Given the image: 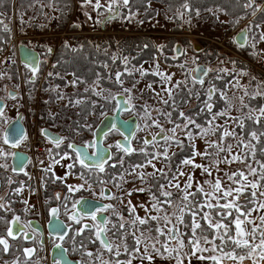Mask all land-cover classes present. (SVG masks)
Wrapping results in <instances>:
<instances>
[{"label":"rangeland","instance_id":"1","mask_svg":"<svg viewBox=\"0 0 264 264\" xmlns=\"http://www.w3.org/2000/svg\"><path fill=\"white\" fill-rule=\"evenodd\" d=\"M113 1L116 0H75L73 2L75 14L72 13L70 24L77 25L79 31L87 38L95 36L101 54L106 55L113 62L121 61V67L113 72L115 79L113 88L103 89L97 84H92L89 88L97 98L110 101L109 104L114 103L115 97L119 95L126 99L132 108V115L139 123V143L143 142L141 138L145 136L154 138L161 133L165 134L166 138L161 143H153L151 147L146 148L147 151L141 149V146L136 147L134 150L136 156H150L146 165L133 166L134 161L127 158L121 160L117 164L125 172L114 176L117 177L114 179L115 182L106 184L108 191L115 198L114 201L111 200L114 203L111 210V215L114 217V220H111V227L113 222L119 223V228L129 229L128 237L132 236L137 241V250L129 257L130 262L126 264L132 263V260L134 264H141L136 261L144 263L145 260L142 258L147 260L157 258L161 264L163 262L165 264H211L212 261H216L217 264L221 261L224 264L246 260L251 261L252 264H258L259 261L264 260V186L261 185V179H264L262 170L264 162L255 158L256 135L251 134L248 139H245L242 132L238 130H240L242 114H244L242 116H254L252 110L247 109V102L264 101V21L259 13L264 4L259 3L260 6L251 10L247 0L242 2L234 0L229 3L228 10L225 12L227 14L211 6L205 11L195 13L194 16H188L186 4H183L182 6L185 7L182 8H171L159 2L154 4V1L146 5L144 12L131 10L129 6L124 5L119 6L121 18L107 23L106 33H102L100 30L102 12L109 9ZM257 11L259 16L255 22H258V25L255 30H252L250 37V47L253 48V52L240 54L233 49L231 43L226 46L225 39L240 29L242 24ZM241 14L244 16H240ZM148 16L151 17L147 18ZM63 31L66 32L52 39L35 40V43L22 42L21 39L16 42L25 43L27 47L33 49H38V44L46 42L47 50L55 51L62 42L73 45L72 39L65 35L71 32L70 28ZM132 37H145L152 43L155 50L153 63L132 65L129 56L122 54L119 44ZM13 38L7 42L8 45L4 44L0 54L9 50L12 58L16 59ZM195 46L202 47V51L196 52ZM225 53H230L231 59ZM53 55L49 53L42 55L40 68L44 65V69L40 77L32 74L27 68H22V77H19L17 72L11 74L10 70L0 77V100L5 102V108L0 114V201L3 200L1 208L5 214L8 213L9 208L6 202L12 203L13 200L11 195L13 189L21 190L18 187L22 186L20 181H23L21 178L14 177L12 173V176H9L10 151L2 146L3 133L10 121L27 110L31 119L38 118V124L34 126V123L30 121H24V124H29L31 128L36 127V129L52 127L59 135L63 134L62 137L68 136L69 139L66 137L68 142L85 144L92 138V133L99 122L107 114L114 112V108L102 113L94 112L83 124L82 131H73L69 122L72 121L80 102L72 101V105H68V99L75 96L70 74L64 75L58 72L55 75L56 78L65 81L63 86H56L54 79L48 78L53 76ZM164 55L175 63H167ZM233 58L248 62V68L254 65V68L261 71L254 73V68L251 71L247 68L237 69L238 64L236 61L234 64ZM201 64L208 67L209 74L204 78L203 83L196 84L191 81L190 72L195 66ZM148 75H150V81L146 78ZM31 77H34V82H30ZM28 84H31L32 88ZM217 85L224 88L219 89ZM179 88L195 92L191 104L179 114L183 120L182 123L172 119L170 111H165L163 108ZM209 90L213 92L212 101L200 106L196 114L194 110H197V105L200 104L198 101L200 93L205 94ZM9 91L16 92L14 98L8 96ZM56 93L60 95L53 97L52 94ZM105 103H102L103 107ZM208 107L211 110L210 113H208ZM61 108L66 110L64 113L69 118L63 122L56 120L54 124L47 123V120H52L60 114ZM207 113L206 121L200 122V114ZM185 140L187 145L192 147L193 156L178 163L174 177L161 187L159 193L163 198L176 196L174 201H161L164 202L163 205L149 195L150 178L169 171L168 163L172 155L182 149ZM105 145L107 147L115 145V140H107ZM150 153L152 155H149ZM38 159H40V167L47 169V165H50L49 155L40 156ZM66 160L68 161V158ZM127 168L132 170L127 172ZM53 169L55 173L58 172L57 177H64L60 172H65L59 165H54ZM170 173L173 172L170 171ZM38 175L40 177V173ZM68 178L67 176L66 179ZM32 184L35 185L34 182ZM78 184L79 182H74L73 189L77 188ZM197 190L203 193L206 206H221L224 208L225 215L231 208L238 205L240 193L250 192L254 195L256 207L244 220L235 221L237 229L232 239L233 248L253 244L254 249L250 251L249 257L237 258L232 251L227 254L220 253L214 242L197 236L194 237V244L189 251L188 242L192 240L186 242L181 231L182 215L188 196ZM35 191L36 189L33 188L31 198L38 200ZM21 193L24 192H19ZM17 199L21 202L19 198ZM220 199H225L226 203L222 205ZM126 211L127 214H125ZM41 215L40 210L39 216ZM205 219L214 229L215 238L222 239V235L226 233L225 225L210 214H205ZM151 221L157 226L158 232L166 237L163 244H160L147 228H141ZM197 223L198 218L195 216L193 228L197 227ZM171 228L175 233L174 239L171 238ZM127 235L121 238L126 240ZM123 240L113 242L115 255L123 254L126 249ZM101 254L106 255L105 252ZM119 264H125V262Z\"/></svg>","mask_w":264,"mask_h":264},{"label":"flooded vegetation","instance_id":"2","mask_svg":"<svg viewBox=\"0 0 264 264\" xmlns=\"http://www.w3.org/2000/svg\"><path fill=\"white\" fill-rule=\"evenodd\" d=\"M24 1L25 0H10V3H8L7 0H0V22L5 23L6 29L9 31L13 21L15 24H17L18 15H22V22L27 21L32 24H39V27H43L44 23L51 19H57L56 13L51 7L52 0H31L29 1L30 6L28 9L22 6V2ZM74 1L75 0H72V3ZM233 1L234 0H219L215 5L211 6H214L216 9H220L223 5L228 6L229 3ZM242 1L244 0H239V2ZM247 1L250 3L251 10L257 6H260L259 0ZM129 2L130 0L113 1L110 8L102 12L100 28L102 22L106 19H108V21L105 22V26L107 23L118 20V18L120 19L121 11L119 10V6L123 7ZM168 2L169 4L175 5L178 0H168ZM185 2L188 4L190 3L191 5L192 0H186ZM151 3H154V1L148 0L146 5ZM10 4L12 11L9 14L7 10ZM154 4L157 3L155 2ZM228 7L220 11L224 14H227L225 12L227 11ZM250 9L248 8V10ZM258 12L259 11L252 14L250 18L242 24L240 29L233 32L228 36V38L225 39L226 46H229V43H231L233 49L238 51L240 54H242V52H253V48L250 47V37L252 30H255L256 26L258 25V22H255V19L259 16ZM74 14L75 10L73 11V15ZM64 16H67L66 11ZM240 16H244V14H241ZM114 17L115 19L112 20ZM260 18L262 19L261 16ZM71 20L72 19H70L66 29L69 28ZM75 34L83 35L84 33ZM66 35L71 37L74 36V33H67ZM240 43L243 45H238ZM225 44L224 48H226ZM196 47L198 49L197 52L202 51V47L200 46H195L194 50ZM176 48L178 52H180L179 47L177 46ZM225 54L229 59H231L232 56H229L230 53ZM233 60L234 64L235 61L238 64L237 69L245 70L247 68L248 71H251V69L254 68V65H250L248 68V62L242 60L239 61L235 58H233ZM254 69V73L261 71L258 68ZM257 75L259 76V74ZM201 83H203V81ZM223 88L224 87L222 86V89ZM8 93L16 95V92L14 91H9ZM15 95L12 98H14ZM208 96L209 98L213 99L212 90H209ZM128 106L130 107V111L123 112L121 114V118L123 120H128L134 117L132 115L131 106L129 104ZM246 106L248 107L247 109L252 110L254 116H242L244 115L242 114L240 116L241 126H239L240 130H238V132H243L248 119H252L253 122L257 124H264V101H248ZM116 107L117 106L115 104L114 112ZM208 111H210L209 107ZM114 112L111 113V115H113ZM47 129L52 133L57 132L52 127ZM138 131L139 123L137 120V128L133 138L131 139V153H127L117 144L119 140L123 139L119 132L112 131L104 136L103 145L105 147H107L105 145L107 140H115V145L107 147L111 151V161L106 165L112 164L114 166H119L117 162L119 163L121 160H125L126 158L131 160L129 155H135V157H139L136 156V153L134 152L136 147L141 146V149L143 148L147 151L148 147H151L153 143H161L162 140L166 139L165 134L161 133L156 135L154 138L145 136L141 138L143 142L139 143ZM56 134L59 135L58 133ZM61 135H59L61 139L58 143H53L49 140H46L45 144V155H49V158H52V161L50 165H47V169L42 167L39 169L40 177L38 178L37 184L41 199V217L36 215H28L26 213L24 206L17 199L19 198V200L22 201L20 196L16 194V189H13L11 193L13 198L12 203L6 202V196L4 198V201L9 205L7 214H5L1 208L3 206V200L0 201V264H44L42 263L44 262L42 259L49 254V251L51 255V250L55 246H59L61 249H63L66 253V256L71 261L77 262V264H101L102 262L107 261V259L111 262L113 261V258L118 255H115V251L113 250V242L118 240L116 230L120 227V225L117 222H113V227L110 225L111 220H114V217L111 215V210L114 207V203L111 202V200L114 201L115 198L112 193L110 194L108 191V186H106L107 183L115 182L114 179L117 177H113L109 181L106 179H101L99 171L104 169L106 165L102 169H88L79 162L77 155L70 149V145L72 144L85 146L88 148L89 153L94 155V147L89 146L91 143L94 145L93 133L90 141L85 142V144L68 142L66 137L68 139L69 137H62ZM50 148H52L51 151L49 150ZM67 158L68 161L66 160ZM54 165H59L61 167L65 173H60H62L64 177L60 178L56 176L58 172L55 173L53 171ZM19 176L21 177V180H23L21 182L24 184L23 188L26 190V188L29 186L30 174L27 172ZM67 176L69 177V180L66 179ZM74 182H79L77 188L75 189H73L75 187ZM102 188L103 190H101ZM80 201H90L96 203V208L91 215H84L80 210H76V206ZM100 205H104V207L100 208ZM93 207L95 206L93 205ZM123 209H125V207H123ZM52 216L62 223L61 227L65 228L64 233L61 229H53V233H50L48 225L51 222ZM101 216L105 217V222L103 225L101 223ZM260 223L262 225L263 222L261 221ZM102 229L104 237L108 242L107 248L102 246L99 237ZM46 247H48V253L45 252ZM42 251L44 252L43 257L41 256ZM101 252H105L106 255H102ZM128 261H119L118 264L120 262Z\"/></svg>","mask_w":264,"mask_h":264},{"label":"trees","instance_id":"3","mask_svg":"<svg viewBox=\"0 0 264 264\" xmlns=\"http://www.w3.org/2000/svg\"><path fill=\"white\" fill-rule=\"evenodd\" d=\"M31 0H25L22 2V6L25 8H29ZM148 0H130V2L126 5L129 6L131 10H146V2ZM155 2H159L160 4L165 5L166 7H185L182 6L186 4L187 11L189 13L188 16H194L197 12L205 11L211 5H215L219 0H192V3H186V0H178V2L174 4H169L168 0H152ZM10 3V0H7ZM259 3L264 4V0H259ZM229 6V5H228ZM228 6H222L220 10L226 9ZM51 7L53 11L56 13V18L58 21V28H65L69 19L74 11L72 0H52ZM228 10V9H227ZM12 11L11 4L8 6L7 12L10 14ZM65 11L67 12V16H64ZM28 12V11H27ZM260 15L262 20L264 21V5L260 11ZM152 16V15H151ZM148 16L147 18H150ZM22 15H18L17 23L20 26V31L27 27L26 24L22 23ZM36 28V27H35ZM69 28L71 32L79 33V27L74 24H70ZM11 38V31L6 29V24L0 22V49L6 44ZM73 45L70 46L67 42H62L58 48L54 51L53 55V69L52 75L48 77L49 79H54L56 86L65 85V81L56 78V74L58 72L67 75L70 74L72 76L73 89L75 92V96L71 99H68V105H72V101L80 102L77 106V109L73 115L72 121L69 122L71 128L74 131H81L83 124L88 120L92 113H102L104 111H109L114 108V103L109 104L110 101H102L100 98L95 96V93L89 88L92 84H97L103 89L113 88L114 84V75L113 72H116L121 67V61L113 62L106 55H103L98 50V45L96 44V37H85V35H74L71 36ZM129 40H124L119 44V47L122 49L123 55H128L132 65H142L144 63H153L155 50L153 48L152 43L145 37H132L128 38ZM43 48V49H42ZM48 49V45L44 43L39 49L42 55L48 54L50 50ZM164 51V49H163ZM165 52V51H164ZM133 57V58H132ZM165 61L167 63H175L167 58V55H164ZM180 63V61L178 62ZM44 65L39 68L36 73L38 76L43 71ZM11 74H16L17 65L13 63L11 68L9 69ZM35 74V75H36ZM40 77V76H39ZM148 81H150V75L146 76ZM192 81V80H191ZM30 87L31 84H28ZM219 89H222V86L217 85ZM32 88V87H31ZM29 88V89H31ZM73 92V94H74ZM200 97L198 101L200 104L197 105V110H194L197 114L200 106H204L209 101H212L209 98L208 93H200ZM59 96L60 94H52V96ZM208 96V98H207ZM195 97V92H191L186 88H179L176 93L171 97V99L165 103L163 106L165 111H170V117L176 120L178 123H182L183 120L179 117V114L182 110L186 109ZM79 100V101H76ZM105 103V106H102V103ZM99 107V108H98ZM208 110V108H207ZM66 110L61 108L60 114L56 115L54 119L47 120V123H55L56 120L58 122H63L67 120L69 117L64 113ZM193 112V111H192ZM208 111V113H210ZM194 113V112H193ZM208 113L206 115L200 114V122H205ZM202 123V124H203ZM251 134L256 135L257 137V149L255 152V158L258 160H262L264 162V124H257L253 122L252 119H248L246 121L245 129L242 132V135L245 139H248ZM149 155H152L150 153ZM193 156V149L191 146L187 145L186 140L183 143L182 149L175 152L171 160L169 161V171L165 174H160L158 176H152L150 178V190L149 195L157 201H160L161 204L164 202L161 201H174L176 199L175 195H172L168 198H163L159 191L161 187L167 184L173 177L174 172L176 171V165L178 163H182V161L186 158H191ZM150 157V156H149ZM148 156L137 157L135 155H129V158L134 161V165L143 166L149 160ZM133 165V166H134ZM132 168H127L126 171L130 172ZM264 171V168L262 169ZM170 171L173 173L171 174ZM125 172L122 167L114 166L112 164L106 165V167L99 171L101 179H106L109 181L116 175ZM261 185L264 186V179H261ZM220 203L223 205L226 203L225 199H220ZM164 205V204H163ZM256 207V201L254 195L250 192H242L238 196V205L229 210L227 215L224 214V208L221 206H213L208 207L205 205V199L203 193L201 191H195L191 193L185 204H184V213L182 215V225L181 231L183 232L184 238L186 242L188 240H192L188 242V249L191 251L192 245L194 244V237L197 236L200 239H205L210 242H214L216 245V249L218 252L227 254L229 252H233L234 256L237 258H245L249 257L250 251L254 249L253 244H244L238 246L237 248H233L232 239L236 233L235 221L237 219L244 220ZM127 214V211L125 212ZM205 214H210L214 219L221 221L225 225L226 233L222 235V239L215 238V231L208 225V222L205 219ZM198 218L197 227L193 228L194 225V217ZM126 227V226H125ZM141 228L150 231V233L157 238V241L160 244H163L166 241V237L160 234L157 230V226L152 223V221L148 225H143ZM127 228L119 229L117 228L116 234L117 239L122 241L121 238L123 235L128 234ZM264 238V235H263ZM123 240L126 245V249L123 254H118L113 258V261L107 259V261L102 262L101 264H118L119 261H128L129 257L137 250V241L132 236L127 235ZM153 252H156L153 250ZM146 260L147 258H142ZM211 264H217L216 261H212Z\"/></svg>","mask_w":264,"mask_h":264},{"label":"water","instance_id":"4","mask_svg":"<svg viewBox=\"0 0 264 264\" xmlns=\"http://www.w3.org/2000/svg\"><path fill=\"white\" fill-rule=\"evenodd\" d=\"M112 18V20H114ZM108 19L104 20L101 24V31H105V22ZM242 46L243 44H238ZM195 51L197 52L198 49L196 47ZM18 56L19 61L22 66L28 68L32 73H36L39 69V62H40V55L37 51L28 48L25 45H20L18 48ZM208 74V68L206 65H197L195 66L190 72V78L195 83H201L203 79ZM34 77L30 78V82H34ZM15 94H9V97H13ZM115 104H116V111L113 115L105 116L99 124L96 126L93 132L94 138V145L91 143L89 146H93L95 150V154L91 155L88 151V148L85 146H79L72 144L70 145V149L77 155L79 162L88 169H102L105 167L107 163L111 161V151L107 147L103 145L104 136L109 134L112 131H117L123 137V139L118 141V145L127 153H131V139L134 136V133L137 128V120L136 118H130L128 120H123L121 118V114L123 112L130 111V107L125 102V98L123 96H116L115 97ZM5 108V102L0 100V114ZM22 115L18 114L16 119L9 123L3 133V142L9 146L14 147L22 140L25 134L24 126L21 122ZM41 135L46 140H49L53 143H58L61 139L59 135L56 133H52L50 130L44 128L41 130ZM158 141V140H157ZM28 163V156L25 154L19 153L14 151L11 159L10 165L11 170L14 174H21L23 172L24 167ZM92 204V205H91ZM93 205L95 207H93ZM104 205H100V208H103ZM96 208V203L90 201H80L77 206L76 210H80L84 215H91ZM102 225L105 222V217L101 216ZM62 223L56 220L53 216L51 219L50 224L48 225V229L50 233H53V229L59 230L61 229L64 233L65 228L61 227ZM104 229V228H103ZM103 229L99 234L102 246L104 248L108 247V242L103 234ZM171 238H175L174 230L171 228ZM59 264H77V262L71 261L67 256L63 249L59 246H55L51 250L50 255V263L57 262Z\"/></svg>","mask_w":264,"mask_h":264},{"label":"built area","instance_id":"5","mask_svg":"<svg viewBox=\"0 0 264 264\" xmlns=\"http://www.w3.org/2000/svg\"><path fill=\"white\" fill-rule=\"evenodd\" d=\"M56 27V23L54 21H51L48 23V27L47 29H44V31L40 34H37L35 30L28 28L26 30V36L20 38L17 37L16 35V31H15V22H12V31H13V39L15 41V55L18 61V55H17V50H18V42H16L18 39H25V40H29L32 43H35V40H41L43 38H52V37H57L59 35H61V33H65L60 32V33H53V29ZM66 35V34H65ZM8 45V44H7ZM39 45V44H38ZM12 49V48H11ZM13 58L9 52V50H5L2 52V54H0V77L3 76L7 70L10 68L11 64H12ZM18 67L20 69V64L18 63ZM25 115V121L28 122H32L34 123V126L38 124V118L37 117H33V119L30 118L29 113L27 112V110H25L24 112ZM25 128H26V138L23 141V143L20 146H17L15 149L13 150H18L19 152H22L24 154H26L30 160H31V164L29 166V170H30V184H32L33 182L35 183V185H37V175H38V169H39V165L37 162V156L38 154L43 152V149L45 147V140L41 137L38 127L36 129V127L31 128L29 124H25ZM30 134H32L33 138H30ZM40 138V139H38ZM12 150V149H11ZM31 190L29 189L26 194H28V196H30V193L33 191V186H30ZM33 209L36 208H31L28 210V213L30 215H33L35 213H37V211H34ZM43 253V252H42ZM44 254H41V256H43Z\"/></svg>","mask_w":264,"mask_h":264},{"label":"bare ground","instance_id":"6","mask_svg":"<svg viewBox=\"0 0 264 264\" xmlns=\"http://www.w3.org/2000/svg\"><path fill=\"white\" fill-rule=\"evenodd\" d=\"M17 74H18V76L19 77H21L22 76V72H21V70L18 68V70H17ZM67 79V78H66ZM8 96H9V93H8ZM11 98V97H10ZM116 111V110H115ZM115 113V112H114ZM19 114H21L22 115V119H21V122H23V121H25L24 119H25V115H24V113H19ZM111 115V114H110ZM17 117V116H16ZM16 119V118H15ZM14 119V120H15ZM14 120H12V121H14ZM12 121H10L9 123H11ZM25 138H26V133L24 134V137L22 138V140L17 144V146H20L22 143H23V141L25 140ZM30 138L32 139L33 138V136H32V134H30ZM38 139H40V138H38ZM2 146L4 147V149L5 150H7L8 149V147L9 146H7L4 142H3V137H2ZM11 169V165H10V168H9V176H16V177H18V178H21L19 175H22L23 173L25 174V173H30V170H29V167H27V168H25V169H23V172L21 173V174H13V172H12V170H10ZM4 173H6V172H4ZM11 173H12V175H11ZM38 173H40V170L38 169ZM39 178V175H37V179ZM21 184H22V186L21 187H24V184L22 183V182H20ZM33 186V188H35L36 189V191H35V193H36V196H37V198H38V200H36L35 202H34V205H33V207L34 208H36V209H33L34 211H38L39 209L41 210V199H40V194H39V187H37V186H35V185H32ZM20 187V186H19ZM32 188V189H33ZM26 189H30L31 190V187L30 186H28ZM21 203H22V205L24 206V209L26 210V213L29 215V213H28V207H29V203L26 201V200H22L21 201ZM45 252L46 253H48V247H46L45 248ZM49 255H50V251H49V254L47 255L48 256V258H49Z\"/></svg>","mask_w":264,"mask_h":264},{"label":"crops","instance_id":"7","mask_svg":"<svg viewBox=\"0 0 264 264\" xmlns=\"http://www.w3.org/2000/svg\"><path fill=\"white\" fill-rule=\"evenodd\" d=\"M128 262H130V260L128 261ZM136 262H139V263H141V264H149L148 262H150V264H161V262L156 258L155 260H145L144 261V263H142V261H136ZM122 263H124V262H122ZM135 262H134V260H132V263H130V264H134ZM125 264H126V262H125ZM163 264H165L164 262H163ZM220 264H222L221 263V261H220ZM224 264H252L251 263V261H241V262H225ZM258 264H264V260H261V261H259L258 262Z\"/></svg>","mask_w":264,"mask_h":264}]
</instances>
